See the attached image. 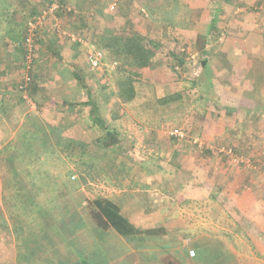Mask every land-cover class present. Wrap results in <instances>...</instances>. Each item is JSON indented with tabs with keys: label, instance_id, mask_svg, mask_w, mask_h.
<instances>
[{
	"label": "rangeland",
	"instance_id": "obj_1",
	"mask_svg": "<svg viewBox=\"0 0 264 264\" xmlns=\"http://www.w3.org/2000/svg\"><path fill=\"white\" fill-rule=\"evenodd\" d=\"M34 1L33 6H38L35 11L27 9L21 1L26 7L24 9L20 7L19 11L25 15L14 16L16 24L10 33L11 40H7V34L6 38H3L4 35L0 33V44H22L27 20L52 2ZM162 1L165 8L156 12L150 11V5L147 9L144 8L145 11H141L140 5H143L141 2L136 6L139 26L144 28L145 24H153L152 22L159 18L167 27L162 34L161 30H158L148 35V39L152 41L162 35L163 41L159 42L164 50L158 51L154 68L145 69L140 77L133 72L136 76L134 84L136 97L131 102L124 103L116 96V86H113L116 71H111L105 66L100 71L91 72L83 56L74 64L70 61H60L54 53L56 46L63 45L72 49V52L75 47L78 50V44L59 38L51 28L38 34L37 56L33 64L35 69L41 71L42 67L46 74L62 75V70L66 68L68 71L63 73L64 77L71 75L74 68L84 73L88 89L92 92L90 96L98 101L103 125L91 118L90 107L84 103L88 98L87 93L85 90L80 93L77 87H71L74 90L70 94H64L61 87L54 90L46 89L51 92V98L66 96L64 99L81 102L74 111H70L68 106L62 104L47 105L53 108V111L50 110L53 112L50 121L52 123L42 116V112L40 113L41 106L31 111L30 108H26V104L25 106L19 103L23 109L18 108V112L7 109L0 111V212L5 214L11 225L16 223L28 225L36 217L32 210L22 208V204L30 201L29 198L40 205L50 207L53 214L57 215L58 208L74 202L78 194L89 199L107 197L121 204L123 215L140 229L166 228V234L158 239L156 244L171 245L169 256L175 254V251L184 256V250H187L189 255L184 264H193L191 257L195 254V244L214 247L216 243L219 245L221 243L232 253V261L228 264H264V256H260L252 242L250 243L243 227L235 223L237 218L235 212L230 209L228 211L222 201L223 197L218 196L226 182L225 179L216 178L217 175L209 171L217 159L222 169L240 168L243 176L247 173L252 175L251 172L257 171L255 166L258 167L260 164L253 161L255 157L252 146L244 150L242 147L244 139H241V144L237 146L228 140L222 147L237 150L236 152L249 164L245 167L242 165L231 167L221 153L216 151L207 154L197 148L198 146H194L192 139H189L192 143L189 141L179 143L168 134L173 128L179 127L186 129L189 136H204L200 133L202 131L199 127L200 119L205 118L206 114L215 113L214 102L217 96L218 100L221 99L213 82L216 75L211 67L217 70L219 66L217 62L221 58L219 56L213 60L205 59L208 51L202 50L205 56L203 54L201 56L200 49L207 45L206 39H210L219 48L223 37L226 39L231 32V35L245 33V30L237 29L239 23L250 24L254 21L264 23V3L256 9L249 7L242 12L237 11L238 8L241 10L245 8L242 2L224 1V6H228L231 12H224L223 20L218 18L222 23L221 28L213 37L209 33L205 34V31L199 33L198 28L195 30V22L200 17L197 15L198 12L194 13L197 10L193 11L190 6L181 5L180 0H160ZM220 3L218 0H209L212 10H216ZM3 6L7 7V3ZM10 7L15 8L12 4ZM1 9L0 2V25L4 26L8 18L2 14ZM69 13L65 11L61 14L65 29L82 34L81 29L89 28L85 22L86 18L71 16ZM184 27L186 32L182 33ZM83 33L85 37L91 34ZM219 37L222 40L215 43ZM96 40L95 36L89 41L97 48ZM182 48H187L189 52L183 53L186 54L185 65L180 68V74L177 75L173 67L179 61L177 58L183 57L177 55L182 52ZM217 50L215 47L209 49L211 57L217 54ZM67 51L64 53L65 57ZM12 52L15 57L14 69L21 70L25 52L18 48H12ZM192 53H198L195 59L190 57ZM175 55L179 57L175 58ZM204 60L208 61L206 67L202 65ZM5 61L1 56L0 66ZM7 68L11 70L10 67ZM163 70L167 74L165 80L162 79ZM168 72L172 73V76ZM48 125L60 128L61 137L65 139L60 150L54 149L53 144L44 149L43 141L39 137L35 142L34 151L30 152L22 146V141L30 139L35 131L40 132L42 137V129ZM109 129L114 134L110 135ZM114 139L115 142H112ZM44 150L47 153H44ZM65 150L71 151L73 157L67 158L66 154L62 153ZM205 168L206 172L210 173L208 177L201 176ZM72 176L76 179L71 180ZM203 178L205 180L201 183ZM195 185L202 189L201 192L206 193V197L202 194L195 198L194 194H199L195 192ZM9 233L0 229V264H14L13 258L16 259L17 256L15 238ZM107 239L110 242L106 248L114 258L128 252V248L121 243L124 241L116 235ZM131 247L134 249L133 245ZM141 250L143 253L148 251L146 247ZM137 257L139 259L131 258L132 264H149V260L140 258V255ZM165 258L169 260V257ZM117 262L111 260L110 264Z\"/></svg>",
	"mask_w": 264,
	"mask_h": 264
},
{
	"label": "crops",
	"instance_id": "obj_2",
	"mask_svg": "<svg viewBox=\"0 0 264 264\" xmlns=\"http://www.w3.org/2000/svg\"><path fill=\"white\" fill-rule=\"evenodd\" d=\"M18 1H20V3H17L16 0H0L2 6L1 12L8 18L4 26L0 25V33L4 35L3 38H6L5 34H7L8 39H10V33L15 29L16 24L14 16L25 15V13H20V7L24 9L27 6V9L34 11L38 8V6H33L35 3L34 0ZM21 1L22 3L24 2L23 4L26 6H23ZM218 1L221 3L216 10L211 9L209 0H180V4L186 5L187 7L190 6L193 11L197 10L194 13L198 12L197 15L200 17L199 20L195 22V30L198 28L199 33L205 31V34L209 33V35L214 37V34L219 32L218 29L221 28L222 24L218 18L223 20V16L225 15L224 12H231L228 6H224V1L227 0ZM235 1L243 3L245 8L242 10L239 8L237 9V11L242 12L249 7H251V9H256L257 6L264 3V0ZM140 2L144 5H140L141 11H145L148 5H150V11L155 12L165 8V3L163 1L160 2V0H68L69 5L67 6L71 9L69 15L87 19L85 22L89 28L81 29V32L91 34L89 37H85L84 33L82 34L83 36L79 33L78 35L85 38L89 44L94 46L89 40L91 37H99L101 34H114L120 36L136 35L143 38L147 37L146 39H148L149 33H156L158 30H161L162 34L164 28L167 26L163 25L159 18L155 19L152 22L153 24H145L144 28L139 26V20L136 18V6H138ZM6 3L7 7L3 6V4ZM10 4L15 8L10 9ZM16 8L18 9L16 10ZM63 12L64 11H61L59 13L60 18H62L61 14ZM146 16L148 17V15ZM61 22L63 21L61 20ZM237 29L241 31L245 30V33H234L235 35H231V32L226 39L223 37V40L219 37L215 42L218 43L222 40V43H219V48L218 45L213 44L210 39H206L207 45L203 49V51H208V53L205 51L207 54L205 59L213 60L219 56L221 58L218 59L217 64L219 66L217 70L211 66L216 75V79L213 77V82H215V87L217 86V93L221 95V99L218 100L217 96L214 102L216 109L215 113L206 114L205 118L201 117L200 119L201 124L199 127L202 131L199 130V132L201 131L200 133H203L202 136L204 135L200 138L205 149L201 151H205L206 153L209 152V154L215 153L216 151L219 153L220 148L224 146L228 140H230L232 145L237 146L241 144V139H244L242 142L244 150L246 147L250 148V146H252L251 149L255 157L253 161H258V163H260V166H255L257 171L251 172L252 175L247 173L246 176H243L240 168H231L230 170H228V168L222 169L217 159L216 163L209 168V171H213V174L217 175L216 178L225 179L226 182L218 196L223 197L222 201L225 203L224 206L228 211L230 209L237 213L238 217L235 218V223L243 227L244 234H246L250 243L252 242L253 247L256 248L259 255L264 256V23L254 21L250 22V24H244L243 22L239 23ZM181 32H186L185 27ZM154 35L156 37L158 36L156 34ZM209 37L211 38V36ZM153 41H158V43H160L159 41H163L162 35ZM78 46V50L76 49L77 47H75L72 52V49L70 50L63 45L56 46L55 49L60 53V55L57 54V58L65 57L64 53L68 50L67 56L63 59L60 58L61 61H70V63L74 64L77 62L78 58L83 56L88 65V69L91 72L94 71L87 60L85 46L81 44ZM213 46L218 49V52L211 57L209 49H214ZM13 47L12 44L10 46L7 44H0V55L6 60L5 63L0 66V111L7 109L11 110V112H18V108H21L17 99L18 96L14 94L17 91H14V89L16 88L15 86L20 84L24 72L14 69L13 59H15V57L12 52ZM103 52L105 53V51ZM199 54L202 56L203 53L199 52ZM193 55L197 56L198 53H194ZM7 66L10 67L11 70L7 68ZM102 69L103 68L100 70ZM144 70L145 69L142 71ZM41 71L44 73V68L41 67ZM162 73L164 74L162 79L165 80L167 78L165 70H163ZM168 74L172 76V73L168 72ZM83 75L85 77L84 73ZM46 76H49L46 81L52 82H44V85L39 82V85H43L47 90H54L57 87H61L64 94H70L74 90L73 88L71 89V87H77V89H79L78 84L76 85V80H66V78L59 73L53 75H49L48 73ZM137 77H140V75H137ZM85 79L87 80L86 77ZM42 89L44 91V88L41 86V90ZM52 98L55 101H60L66 98V96L58 98L52 96ZM38 100H40V103L42 102L40 104L42 107H40V113L42 112V116L48 120L49 123H52L50 121L53 118V112H51L53 108L47 106L51 103H46L45 100L40 98ZM58 107L60 106H57V108ZM253 146L256 148H253ZM204 170V172H201V176L208 177L210 173L206 172V168ZM259 170H262V172ZM257 172H259L260 175ZM203 180H205V178L201 179V183ZM245 180L246 182H244ZM197 187L199 186L195 185V192L199 194H194V196H196L195 198H198L202 194L206 197V193L201 192L202 189Z\"/></svg>",
	"mask_w": 264,
	"mask_h": 264
},
{
	"label": "trees",
	"instance_id": "obj_3",
	"mask_svg": "<svg viewBox=\"0 0 264 264\" xmlns=\"http://www.w3.org/2000/svg\"><path fill=\"white\" fill-rule=\"evenodd\" d=\"M54 1L52 0L49 4ZM64 4L65 6L69 5L68 0H65ZM53 32L59 36L57 32ZM82 34L80 33L81 36H83ZM13 39L15 40L16 38L13 37ZM11 42L13 43V41ZM14 45L12 44V46ZM95 45L98 49L109 53V55L106 53V62H117L119 64L117 69H115L116 72H114L116 78L113 86H116V96L124 103L131 102L136 97L135 77L140 75L143 69L154 68L158 51L164 50L162 44L136 35L120 36L101 34L97 37ZM17 48L25 52L21 44ZM202 50L200 49V51ZM54 53L56 56L57 54L60 55L56 49ZM183 53H177V55L183 56V60L177 58L179 61L173 67L174 73L177 75L180 74V68H183L185 65L186 54L184 55ZM202 53L205 52L202 51ZM177 55H175V58L179 57ZM58 58L60 60V57ZM207 63L208 61L204 60L202 65L206 67ZM26 69L24 59L21 63V70L24 74L28 72L32 77V81L27 87V92L37 107L41 106L40 104L42 103L38 100L39 98L45 100L46 103H57L68 106L70 111H74L77 106L79 107L81 105L79 100H77L78 102H72L68 99L55 101L51 98V92L47 91L46 87H43L44 82H47L46 79L49 76H46L41 71H37L34 65H32V69L28 71ZM62 71L63 75L68 70L64 68ZM65 78L66 80H76L80 93L84 90L86 91L88 98L84 103H87L90 107L89 115L97 123L103 125L102 119L100 118L98 101L92 99L90 96L92 92L88 89L87 80L82 72L74 68L72 74ZM21 79L23 80V78ZM39 82L43 85H39ZM49 82L51 83L52 81ZM41 86L44 88V91L43 89L41 90ZM15 87L19 103L25 105L26 102L23 99V92L19 89L18 85ZM26 108L28 109L29 107L26 106ZM42 131V137L40 132L35 131L30 139L22 141V146L26 147L30 152L34 151L35 142L39 137L43 141L42 145L44 149H47L53 144L54 149L58 148L60 150L65 140L61 137L59 132L60 128H53L48 125L47 128L43 127ZM108 132L110 135L114 134L110 129ZM190 138L193 139L195 137L190 136ZM188 141L191 142L189 138L178 142L186 143ZM112 142H115V139ZM194 146L197 147L195 144ZM201 150L205 149L203 148ZM44 153H47L46 150H44ZM62 153H65L67 158L73 157L71 151L67 152L65 150ZM222 156L229 162V166H240L232 164L229 158L224 155ZM17 177L19 176L17 175ZM29 200V202L26 201L27 203L22 204V208L24 210H32L36 214L37 218L35 217L31 224L24 225L22 223H16L11 225L5 214L0 212V229L7 233L10 232L9 234L14 236L16 241L17 256L16 259L13 258L14 264H110L111 260L118 261L116 264H132V259H139L137 257L138 255H140V258L149 260V264H184L185 259L188 258L189 253L187 250H184V256H181L178 251H175V254L169 256L168 251L171 245L164 244L159 246L156 244L158 239L166 234V228L140 229L123 215L121 204L111 198L96 197L89 199L78 194L74 202L64 204V206L58 208L59 212L57 215L53 214L50 207L40 205L33 199L29 198ZM235 214L238 217L236 212ZM113 235H116V237L124 241L121 243L124 247L128 248V252L120 255L119 258H114L106 248L110 242L107 237ZM131 245L134 246V249ZM206 246L195 244V254L194 257H191L193 264H228L232 261V253L221 243L220 245L219 243L214 244V247ZM143 247H146L148 251L143 253L141 250ZM139 250L140 252H137ZM165 257H169V260ZM176 259L177 261L175 262ZM152 260L153 263H151Z\"/></svg>",
	"mask_w": 264,
	"mask_h": 264
},
{
	"label": "built area",
	"instance_id": "obj_4",
	"mask_svg": "<svg viewBox=\"0 0 264 264\" xmlns=\"http://www.w3.org/2000/svg\"><path fill=\"white\" fill-rule=\"evenodd\" d=\"M65 0H55L53 3L45 6L44 8H41L39 12L29 18L26 22V33L24 36V42L21 44L22 49L25 50V63H26V70L32 69V65L34 63V60L37 56V44L36 40L38 38V34L47 28H51L53 31L57 32L59 35V38L62 39H68L71 43H78L81 45H84L86 48V57L87 60L94 70H100L103 67H108L111 70H115L118 67L117 62L112 63H106L105 62V54L102 50H99L89 44L87 40L78 34L72 33L70 31H67L63 28L61 18L59 16V13L61 11L71 12V9L69 6H65L64 4ZM115 6V4H114ZM19 46L18 44H15L14 47L17 48ZM182 52H189L187 48H182ZM194 53L190 54V57L192 59L196 58V55H193ZM32 81V77L27 73L24 74L23 80L18 85L19 89L23 92V99L25 100L27 106L31 110H36V104L31 100V98L28 95L27 87L30 85ZM169 136L171 138L176 139L177 141H183L192 139L189 136V133L185 131L183 128H173L168 132ZM192 142L198 146V148L203 149L204 145L200 137H195L192 139ZM219 153L229 158V160L232 162V164L235 165H244L249 166L248 161L237 154L235 150L229 147H222L219 150ZM244 163V164H243ZM72 180H75L76 177L72 176Z\"/></svg>",
	"mask_w": 264,
	"mask_h": 264
}]
</instances>
